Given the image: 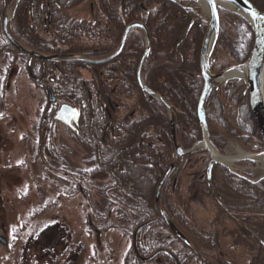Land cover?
I'll return each mask as SVG.
<instances>
[{
	"label": "trees",
	"instance_id": "16d2710c",
	"mask_svg": "<svg viewBox=\"0 0 264 264\" xmlns=\"http://www.w3.org/2000/svg\"><path fill=\"white\" fill-rule=\"evenodd\" d=\"M128 1L132 5V14L136 13L135 4L137 0ZM150 1H153L155 5V8L150 10L149 20L146 23L150 37V53L141 74L145 86L160 96L162 100L164 99L173 110L172 114H174V124L177 134H179L180 145L189 149L193 143L201 139V130L196 116V101H198L202 89V79L197 60L199 59L201 39L206 25L201 21L199 10L195 6L193 9H195L196 15H193L189 10L182 8L180 3L175 5L163 0ZM249 1L261 12H264V0ZM10 2L11 0H0V51L2 58L9 57L11 61L14 56L24 57L40 64L41 67L39 68L44 69L47 76L54 74L58 84L70 83L74 92L73 96L58 101L71 104L80 112L82 132L79 133L78 137L84 149L88 151V159L85 160L88 167L83 171L75 170L70 174L71 169L65 166L62 172L68 175V179L59 180L63 183L61 186L63 194L72 197L80 192L78 186L75 185V182L79 180L100 193V200L103 201L100 207L103 209H100V213L96 215L102 231L118 229L121 234H128L139 229L138 236L142 235L141 238L144 239V235L146 237L148 233L150 234L152 230L155 231L158 227L168 230L159 218L157 207L153 204V196L159 179L168 168L166 165L175 158V155L171 145L169 121L165 108L158 101L150 99L140 91L136 81L137 63L144 47L140 30L134 28L129 32L131 37L129 49L134 50L131 53L133 65L117 67L116 72L122 78L118 90L122 95L127 94L137 98L136 105H138L141 114L138 118L132 114H127L118 120L112 116L115 114L113 112L119 108L110 107L112 94L110 91L111 83L107 81L108 65L95 67L92 73L93 80L83 85L78 81V74L75 72L76 67H73L74 65H58L53 68L49 63L40 62L37 58L21 54L5 39L1 27V18L4 16L5 7ZM114 5L118 9L120 0L114 2ZM17 18L19 19L15 23V28L22 30L19 31L24 41L37 51L47 53L43 48L37 46L38 42L42 43L38 35L34 34L38 40L33 41L32 37L29 38V36L24 35L26 18L21 16ZM190 18L194 20V25L188 29ZM219 18V35L214 47L216 49L220 45L229 53V62L226 59L225 66H222L221 69L243 64L249 56L254 40L250 27L242 17L225 10L219 11ZM119 34H116L117 41L120 37ZM31 41L36 47L31 44ZM211 58L210 61L213 62ZM212 66L211 63L210 69ZM30 69L33 75L37 71L33 67ZM39 74V72L36 73V75ZM125 74L130 77L128 81H125ZM234 82L240 86L238 83L240 81L234 80ZM236 89H232L231 93H234ZM75 92L77 93L75 94ZM225 95L231 98L230 93H225ZM219 108L221 118L226 122L222 113L224 108L220 106ZM51 109L54 111L55 107ZM242 110L243 108L239 105L236 107L234 105L232 109L228 108V113L238 121L233 133L242 131L257 134L249 110ZM208 115L213 118V111H209ZM41 119L40 117L36 128L39 132L46 126V129L50 127L49 124L43 125ZM207 119L208 125L214 124L208 116ZM208 129L213 140L212 143L218 145L214 141V132L210 127ZM152 135L157 137L155 144L151 139ZM150 140L151 142H149ZM195 152L198 151H194L193 154ZM149 163L151 166L154 164L152 170L146 167ZM157 168L161 169V173ZM217 168L219 167L214 168L213 174ZM151 172H157L158 178L150 177L149 173ZM222 173L224 182L220 184L222 186L220 194L223 196L224 202L222 203L216 198L220 210L223 214L229 213L231 220L239 218L254 231L253 234L245 233L246 235L240 229L236 234L232 232L233 241L237 246L248 250L250 256L246 264H264V178L260 181L249 182L228 173V171ZM99 174H106L110 182L98 187L94 186L92 179ZM59 178L57 177V180ZM55 185L59 187L56 183ZM87 186L83 192L85 197L90 198ZM136 186L137 188H135ZM151 189L152 194L150 193ZM165 189L166 186L162 189L160 204L169 217L170 212L167 206L170 204L171 195H165ZM113 206L115 207L113 208ZM111 213L114 214L116 223L107 221ZM144 232L147 233L144 234ZM206 243L210 251L214 250L213 247H219L218 239H212L210 243ZM146 245L145 248L139 246L138 252L149 257L155 254L152 259L160 257L165 262L164 264H189L190 261L191 264H205L203 257H201L202 254L198 250L193 251L192 248L190 249L182 243L181 248L183 250L180 252L173 251L166 243H159L158 239H148ZM132 249L133 247L129 249L130 252L125 261L140 264V261L135 260ZM215 258L217 263L212 264H232V262H226L218 256Z\"/></svg>",
	"mask_w": 264,
	"mask_h": 264
},
{
	"label": "rangeland",
	"instance_id": "374dc122",
	"mask_svg": "<svg viewBox=\"0 0 264 264\" xmlns=\"http://www.w3.org/2000/svg\"><path fill=\"white\" fill-rule=\"evenodd\" d=\"M198 6L195 7L199 10L200 19L207 26V14ZM6 8L5 12L9 14L11 8ZM39 35L45 39L43 32ZM212 50L214 53L211 60L215 68L211 74L218 75L227 69L221 68L225 66L226 59L229 62V53L220 45ZM13 58L10 61L9 57L3 59L0 55V239L6 242H0V264H132L125 261L132 247L135 260L140 261V264H164L160 257L152 259L155 254L149 257L138 252L139 246L147 247L148 239H158L159 243H166L173 251H182L180 241L162 227L152 230L146 237L144 235V239L141 238L142 235L138 236L139 229L128 234H121L118 229L102 231L96 215L103 209L100 207L103 202L100 200L101 195L82 183V180L75 182L80 192L72 197L63 194V183L59 180L68 179V175L62 172L63 169L68 166L70 174L75 170L86 169L88 151L82 146L79 137L69 133L61 124H50L46 131H37L39 118L43 114L46 116L48 109L52 107L48 105L46 90L42 89L44 86L32 83L25 68L16 65L17 56ZM244 64L245 62L237 66ZM78 71L79 77L91 81V73L85 68ZM215 71L220 72L213 74ZM49 76L56 78L54 74ZM141 80L144 84L142 74ZM116 93L119 95L118 89ZM117 95L110 100L111 104L117 103L119 106V110L113 112L114 119L120 120L127 114L140 117L135 96L124 99ZM62 103L64 102L56 100V104L52 106L58 108ZM223 107L226 109L223 116L230 123L229 126L222 120L218 106L213 110V118L208 115L214 123L208 127L214 132V141L218 143L213 144L217 153L232 157L239 151L261 152L260 148L263 146L258 133H233L238 121L228 113V108L232 109L229 103L225 102ZM177 133L176 131L177 142L180 143ZM151 139L155 144L156 135H152ZM196 151L198 152L182 159L170 173L165 189V195H171L167 206L169 217L189 241L190 249L202 254L205 264L217 263L215 256L232 264H246L249 252L237 246L231 234H236L239 230L236 223L239 218L231 220L226 213L223 214L217 199L209 195L206 182L202 180L200 183V176L205 175L209 160L202 149ZM172 163L173 159L168 165ZM219 168L214 173L216 181L213 176L212 183L218 194L222 187L220 184L224 182L223 171ZM233 169L239 174L242 170L248 171V175H242L250 182L264 177V165L259 161L250 166L237 164ZM149 175L158 178L157 172ZM57 177L60 178L57 180ZM176 178L177 188L173 189L171 185ZM108 182L110 179L106 174H99L92 179V184L97 187ZM192 183L193 188L190 185ZM85 186L89 189L90 198L85 197ZM156 188L153 204H158L157 210L162 208L166 214L159 200L155 203ZM152 192L151 189L150 193ZM108 217L107 221L116 223L114 214L111 213ZM159 218L164 222L161 216ZM246 226L253 234L254 231L248 224ZM212 239H218L219 247H213L214 250L210 251L206 242L210 243Z\"/></svg>",
	"mask_w": 264,
	"mask_h": 264
},
{
	"label": "flooded vegetation",
	"instance_id": "af4514ba",
	"mask_svg": "<svg viewBox=\"0 0 264 264\" xmlns=\"http://www.w3.org/2000/svg\"><path fill=\"white\" fill-rule=\"evenodd\" d=\"M31 1L32 0H20L17 4V7H15L16 9L14 11L13 17L9 20L7 24L6 29H8L9 33L13 38L15 37L14 39L19 44L25 46L26 48H30L31 50L39 52L24 41V39L21 36V32L19 31L21 29L15 28L16 20L19 19L17 17L21 16L23 18L24 17L26 18V27H24L26 28V31H24V35L26 37L29 36V38L32 37L31 38L32 41L36 39L34 34L36 36L38 35L42 43L38 42L37 46H40L45 51H47V53H45L46 55H52L56 57L66 56V55H76L85 59L95 60L98 62L99 60H103L109 57L111 54H113L116 51L119 43L121 42L123 32L129 25L133 23H139L142 24L147 30L146 23L149 20V16L151 13L150 10L155 8L153 1L150 0H141L142 2L137 0L136 1L137 3L135 4L136 13L134 14H132V5L128 0H120V6L118 7V9L117 7L115 8L114 5V2H116L117 0H33L32 2ZM12 6H13V0H11V2L7 5V7L12 8ZM180 6L185 10H187L185 3H180ZM190 13L196 15V12L190 11ZM6 15L7 12H5L4 16L1 18L2 19L1 27L3 23V18H5ZM191 19L192 18H190L188 29H190L191 26L194 25V20ZM135 29H139V28H135ZM131 30L128 31L124 43H122L123 46L119 51V54H117L116 57L103 64H99V65L86 64L85 62L68 60L63 58L53 59L51 61H43L38 59L37 60L40 62L49 63L50 66H52L53 68H56L58 65L61 66L74 65L73 67H76L75 72L78 74V81L81 82L83 85L89 81L79 77L80 76L78 71L79 69L85 68L89 73H91L92 76L95 67L107 64L109 68L107 81L108 82L110 81L111 83L110 85L111 86L110 91L112 94L111 96L114 97L115 95H117L116 90L118 89L119 82L122 79L121 77H119L118 73L116 72V68L129 67L133 65L131 53L134 50L129 49V45H130L129 42L131 40L129 32H131ZM139 30L142 34L143 43H144L145 42L144 32L141 29ZM40 32H43V34L45 35V39L40 37L39 35ZM118 33H120L119 34L120 37L117 41L116 34ZM147 33L149 36L148 30ZM36 40H38V38ZM32 41L31 44H33ZM149 41H150V37H149ZM144 48H145V43L143 47V52H144ZM143 52H141L142 55ZM0 55H2L1 51H0ZM142 55L140 57V60L142 58ZM16 60H17L16 65L25 68L28 79H30L32 83L38 84L40 86L41 85L44 86L42 88L44 90H46L47 88L51 89L53 94V99H55V102L51 104L50 107L53 108L54 104H56V100L67 99L73 96L74 92L72 91L70 83L68 84L62 82V84L61 83L58 84L57 78L50 77L49 75L47 76V72L44 69L39 68L41 67L40 64L36 62H32V60H27L21 56H17ZM140 60L138 63H140ZM211 63L213 65L212 69H214V64L211 61H210V67H211ZM138 66L139 64L137 65V69ZM32 67L33 69L37 70L34 75L32 73V70L30 69ZM137 69L135 74L136 81H137ZM220 71L217 72L215 71L212 73L218 74ZM38 72L40 74L36 75V73ZM125 75L126 77L124 76L123 77L125 78V81H128L130 77L127 74ZM93 77L94 76H92L91 81L93 80ZM238 83L240 84V86L236 84L234 80H232L224 86L225 88L223 87L220 90L218 89L211 92L208 101H206L207 112L206 111L205 112L207 116L209 114V111L215 110L217 106L224 108L223 105L225 102L229 103L231 108H233L235 104V107L236 105L241 106L243 108L242 111H246L250 109L247 100L248 91L247 89H245L243 82L240 81ZM234 88H237L236 91L234 90V93H231V90ZM76 93L77 92H75V94ZM225 93H230L231 98L227 97ZM117 96H122L121 98L124 99H127L128 97L127 94L122 95L120 91H119V95ZM64 104H68V103L64 102ZM111 105L113 104L110 103V107H112ZM113 106L114 108H119L117 103ZM57 109L58 108L56 107V111ZM48 110L49 111L46 113L47 114L46 116L44 114L42 115L43 116L41 119L42 124L43 125L49 124L48 126H50V124L51 125L59 124L54 120V115H55L54 113H56V111H54L52 114L53 109L50 108ZM225 110L226 109L224 108L223 114ZM226 124L228 126L230 125L228 121ZM71 125L74 127L73 129H70V127L67 126H64V128L72 135L78 137L79 133L82 132V128L80 127L81 126L80 117L76 125H74L73 122H71ZM46 128H43L42 131H46L47 130ZM250 152L253 151L251 150ZM184 158L185 157L180 158L175 155L176 161L173 159V163H172L174 166L173 170L174 168H177L178 164L181 163L182 159ZM200 165L202 166V164ZM146 167L149 169L154 168L153 165L151 166V163H149ZM219 169L222 171H226L221 167ZM159 172L161 173V169L159 170ZM243 173L246 175L249 174L248 171L245 170ZM163 175L164 173L162 174V176ZM170 177L171 175H169L167 182L164 183L163 189L167 185ZM199 180L200 183L202 180L206 182L205 175L202 174ZM177 183H178V179L176 178L173 180L171 185L173 189L177 188L176 186ZM212 183H213V177L211 179L210 184L211 187L215 189L214 184ZM190 185L191 188L194 187L193 183ZM210 188H208V191L210 190ZM217 196L222 197L221 202L223 203L224 202L223 196L221 194H218V192L215 190L214 193L212 194V197L216 200ZM155 206L157 207L158 204H155ZM227 215L229 217V213H227ZM236 223L238 224L240 231L244 235H246L245 233L251 234V231L246 226V224H244L243 221L239 219V221H237ZM0 242L2 244H6V242L3 239H0Z\"/></svg>",
	"mask_w": 264,
	"mask_h": 264
},
{
	"label": "water",
	"instance_id": "95a60500",
	"mask_svg": "<svg viewBox=\"0 0 264 264\" xmlns=\"http://www.w3.org/2000/svg\"><path fill=\"white\" fill-rule=\"evenodd\" d=\"M20 0H13V6L9 12L3 18L2 23V29L5 35V39L9 41V43L19 52L26 54L28 56H31L33 58H37L39 60L43 61H51L53 59L63 58L68 60H75V61H81L85 62L86 64H103L108 62L109 60L113 59L114 57L119 54V51L121 50L125 37L128 33V31L132 28H140L144 32L145 37V49L142 55V58L140 60L138 69H137V82L139 85V88L142 92H144L146 95H148L149 98L155 99L159 101L167 110V114H169V125H170V137L172 146L175 152V155L178 157H184L190 153H192L196 149H203L209 158V163L206 170V181L208 186L211 184V171L213 165H220L231 173L232 171L229 169V167L233 164L239 163V162H261L264 159V12L261 13V11L257 10L255 6H253L252 3H250L248 0H164L169 3L179 5V3L184 2L186 3V8L193 11L191 9L190 4L195 3L200 6V9H202L203 4L205 6V12L207 14V27L203 36L200 51H199V69H200V75L202 78V89L200 91L199 99L197 101V107H196V116H197V123L199 124L200 130H201V140L199 142H196L189 150H183L181 146L176 141L175 136V129H174V114L172 109L166 104L164 100H162L161 97H159L157 94H154V92H151L144 84H142L141 80V69L143 67V64L148 57L149 50H150V42H149V36L147 33L146 28L139 23H133L129 25L125 31L123 32L121 42L118 45V48L116 51L111 54L109 57L95 61V60H89L85 59L76 55H66V56H52V55H46L42 54L36 51H33L29 48H26L25 46L19 44L9 33L7 28V24L9 20L13 17L15 7H17V4ZM219 10H226L229 12H232L240 17L250 27L252 33H253V46L251 47V52L249 54V57L243 67L244 69V75L242 77H232V78H226L223 81H221V78L223 74L233 68H240V67H232L225 69L223 72H221L218 75H212L209 71V58L212 52V49L217 41L216 38H218L219 34ZM203 11V9H202ZM231 79L241 80L244 83L245 89L248 91V104H249V110L251 113V117L254 122V125L257 129V133L259 135V140H261L263 149L261 152L258 153H245V154H238L233 157H225L217 153L215 147L213 146V143H211V140L209 138L208 128H207V122L206 121V115H205V106L206 101L212 91V89H217L219 86H222L227 81ZM47 96H48V102L53 103V94L51 89L47 88ZM54 119L62 123L63 125L70 127V129H73L71 126V121L74 122L76 125L78 123L79 119V113L76 108L69 107V105H61L56 114ZM211 149L216 151L218 156L223 158V161L220 159H217L213 156V153H211ZM173 170V165H171L165 174L163 175L162 179L160 180L158 186H156V192H155V203L158 202L160 196L161 189L167 181V178L169 177L171 171ZM212 191H214L212 189ZM160 214L165 222V225L167 226L171 233L177 238L179 241H181L184 245L187 247L190 246L189 241L187 238L177 229V227L172 223V221L169 219V217L165 214V212L162 210V208H159Z\"/></svg>",
	"mask_w": 264,
	"mask_h": 264
},
{
	"label": "bare ground",
	"instance_id": "6f19581e",
	"mask_svg": "<svg viewBox=\"0 0 264 264\" xmlns=\"http://www.w3.org/2000/svg\"><path fill=\"white\" fill-rule=\"evenodd\" d=\"M202 5V9H203V11L205 10V6L203 5V4H201ZM205 12V11H204ZM244 75V69H243V67H240V68H233V69H230V70H228V71H226L224 74H223V76H222V78H221V81H223L224 79H226V78H234V77H242ZM211 153H213V156L215 157V158H217V159H220V160H222L223 161V158L222 157H220V156H218V154L216 153V151H214L213 149H211ZM262 162V164L264 165V159L261 161Z\"/></svg>",
	"mask_w": 264,
	"mask_h": 264
}]
</instances>
